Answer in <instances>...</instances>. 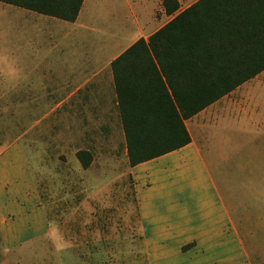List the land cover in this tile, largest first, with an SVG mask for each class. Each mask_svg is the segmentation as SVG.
I'll return each instance as SVG.
<instances>
[{"label": "crops", "instance_id": "crops-1", "mask_svg": "<svg viewBox=\"0 0 264 264\" xmlns=\"http://www.w3.org/2000/svg\"><path fill=\"white\" fill-rule=\"evenodd\" d=\"M162 1L0 0V89L40 99L35 112L46 123L47 141L39 143L54 145L55 157L72 162L77 174L123 152L151 264H229L241 255L238 243L233 248L241 239L219 176L229 177L232 162L240 170L251 159L264 122L262 90L254 88L256 74L184 119L187 144L130 166L111 62L166 23L153 12ZM25 143L23 154L15 143L0 145V247L6 249L48 239L37 187L45 154L33 148V137ZM78 151L89 156L86 168Z\"/></svg>", "mask_w": 264, "mask_h": 264}, {"label": "rangeland", "instance_id": "rangeland-1", "mask_svg": "<svg viewBox=\"0 0 264 264\" xmlns=\"http://www.w3.org/2000/svg\"><path fill=\"white\" fill-rule=\"evenodd\" d=\"M175 1L177 8L193 3ZM153 12L160 23L173 16L163 1ZM252 82L262 90L258 95L263 100L258 102L264 105V70ZM9 92L23 93L0 89V145L15 143L17 153L23 154L26 137H33L37 141L33 148L44 152L45 158L38 162L43 176L37 178V187L47 220L42 231L48 239L22 248L1 246L0 264H151L137 215L134 179L123 152H116L112 160L96 161L91 172L77 174L72 162L55 157L54 145L39 143L47 141V128L42 130L46 123L37 122L42 114L35 112L41 108L40 99L3 95ZM256 138L251 159L241 161L238 170L236 158L229 166V177L219 176L225 205L241 239L233 247L238 243L241 255L229 264H264V122ZM88 157L84 153L81 161L78 158L82 168L90 164ZM227 244L226 248L233 246Z\"/></svg>", "mask_w": 264, "mask_h": 264}, {"label": "trees", "instance_id": "trees-1", "mask_svg": "<svg viewBox=\"0 0 264 264\" xmlns=\"http://www.w3.org/2000/svg\"><path fill=\"white\" fill-rule=\"evenodd\" d=\"M111 68L130 166L178 149L184 119L264 70V0H196Z\"/></svg>", "mask_w": 264, "mask_h": 264}]
</instances>
